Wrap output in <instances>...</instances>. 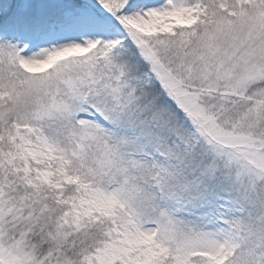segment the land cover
Instances as JSON below:
<instances>
[{
	"label": "snow or ice",
	"instance_id": "snow-or-ice-1",
	"mask_svg": "<svg viewBox=\"0 0 264 264\" xmlns=\"http://www.w3.org/2000/svg\"><path fill=\"white\" fill-rule=\"evenodd\" d=\"M0 264H264V0H0Z\"/></svg>",
	"mask_w": 264,
	"mask_h": 264
}]
</instances>
